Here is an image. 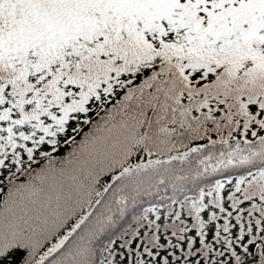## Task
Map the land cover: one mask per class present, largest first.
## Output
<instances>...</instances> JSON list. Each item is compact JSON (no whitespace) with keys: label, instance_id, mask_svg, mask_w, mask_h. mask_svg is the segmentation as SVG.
<instances>
[{"label":"trees","instance_id":"16d2710c","mask_svg":"<svg viewBox=\"0 0 264 264\" xmlns=\"http://www.w3.org/2000/svg\"><path fill=\"white\" fill-rule=\"evenodd\" d=\"M38 1L0 0V264H264V50L113 12L92 39L44 38ZM168 131L178 148L158 150Z\"/></svg>","mask_w":264,"mask_h":264},{"label":"rangeland","instance_id":"374dc122","mask_svg":"<svg viewBox=\"0 0 264 264\" xmlns=\"http://www.w3.org/2000/svg\"><path fill=\"white\" fill-rule=\"evenodd\" d=\"M76 5H72V9L64 11L70 1L59 2L58 0H39L38 8H44L43 14L47 21L51 24L48 28L54 26V31L44 38H51L56 34L71 32L78 34L84 39H92L94 36L90 35L94 31V23L100 24V28L109 24L112 12L116 15L120 13L125 14L129 21L142 20L143 23L150 29V34L166 38L169 41L174 40L175 35L179 34L183 29H186L192 35L197 36L201 31L200 23L209 26L210 29L220 30H235V36L230 39L231 45L257 46L264 50V0H73ZM56 3V9L50 11L46 9L47 4ZM57 11V12H55ZM75 14L80 19L78 20L79 27L71 24L66 17ZM82 21L88 30L82 32ZM192 23V24H191ZM65 26V29L61 28ZM193 27V28H192ZM53 29V28H52ZM53 34V35H52ZM229 38V32L218 36ZM81 42V40H77ZM30 43L39 42L36 37L29 39ZM264 56V54H262ZM145 92L143 100L146 107L149 106L153 110L152 123L156 122L153 117H159L164 125L173 124L178 125L177 122L170 119L171 111H166V108L157 100L151 97V92L147 87L139 86L136 92ZM121 105L128 106L133 111L137 110V101L133 98L125 99ZM176 116V112L174 114ZM184 118L183 115H180ZM127 118L124 116L121 121L123 128H130L127 126ZM109 123V122H107ZM111 123V122H110ZM161 123H157L158 127ZM183 123L186 125L192 124L195 128L200 127L197 122L189 120L185 117ZM177 127V126H176ZM173 127V128H176ZM168 128V127H166ZM165 129V128H164ZM205 130L200 129L199 134ZM176 134V132H174ZM173 137H172V136ZM164 137V142H160L158 150L166 148H178L179 139L174 136L171 131L167 132ZM93 137L84 138L83 142L76 146L75 151L78 155L92 154L93 151ZM60 168V166L57 165ZM180 166H166L159 167L155 170L162 175L172 176L174 172H178ZM65 170V169H64ZM149 173V172H148ZM152 181V180H151ZM177 191V190H174ZM114 194V190L112 193ZM37 258L35 255L34 259Z\"/></svg>","mask_w":264,"mask_h":264}]
</instances>
